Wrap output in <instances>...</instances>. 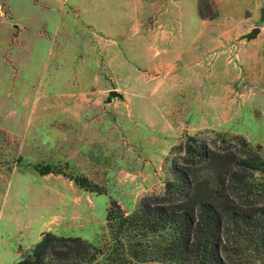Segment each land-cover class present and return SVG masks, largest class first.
<instances>
[{"label":"rangeland","instance_id":"1","mask_svg":"<svg viewBox=\"0 0 264 264\" xmlns=\"http://www.w3.org/2000/svg\"><path fill=\"white\" fill-rule=\"evenodd\" d=\"M188 135L264 158V0H0V264L46 231L99 243Z\"/></svg>","mask_w":264,"mask_h":264},{"label":"trees","instance_id":"2","mask_svg":"<svg viewBox=\"0 0 264 264\" xmlns=\"http://www.w3.org/2000/svg\"><path fill=\"white\" fill-rule=\"evenodd\" d=\"M232 138L241 155L185 137L162 194L142 197L128 213L111 200L99 243L46 231L13 264H264V158L244 137ZM73 180L97 187L84 176Z\"/></svg>","mask_w":264,"mask_h":264},{"label":"crops","instance_id":"3","mask_svg":"<svg viewBox=\"0 0 264 264\" xmlns=\"http://www.w3.org/2000/svg\"><path fill=\"white\" fill-rule=\"evenodd\" d=\"M67 142H68V140H70V139H68L67 137H65L64 138ZM71 141H73V140H71ZM67 149H68V151H70L71 153H74V154H77V152H82L83 151V147L80 145L78 148L77 147H74V146H69V147H67ZM51 173H49V174H46V175H50ZM54 174H56V175H63L62 173H54ZM42 175V174H41ZM43 176H45V175H43ZM63 176H65V175H63ZM66 177V176H65ZM76 184V183H75ZM77 185V184H76ZM79 187V186H78ZM80 188V187H79ZM81 189H83V188H81ZM85 190V189H84ZM87 191V190H86ZM36 241H32L31 243H30V245H32L33 243H35ZM19 247H21V244H19V246H17V248L15 249V251H14V254H13V256L14 257H16V258H19ZM17 260V259H16Z\"/></svg>","mask_w":264,"mask_h":264},{"label":"water","instance_id":"4","mask_svg":"<svg viewBox=\"0 0 264 264\" xmlns=\"http://www.w3.org/2000/svg\"><path fill=\"white\" fill-rule=\"evenodd\" d=\"M258 31H259V28L258 27H253V28H251V30L249 32L245 33L243 35V37L246 38V39H251V38H253V37L256 36V34H257ZM117 95H118V92L116 90H110L108 92L107 99L109 100V99H111V97L117 96Z\"/></svg>","mask_w":264,"mask_h":264}]
</instances>
